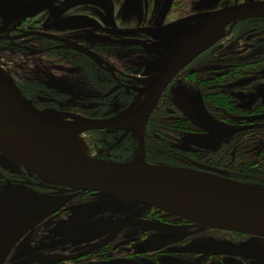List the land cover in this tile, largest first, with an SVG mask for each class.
I'll list each match as a JSON object with an SVG mask.
<instances>
[{"label":"rangeland","instance_id":"rangeland-1","mask_svg":"<svg viewBox=\"0 0 264 264\" xmlns=\"http://www.w3.org/2000/svg\"><path fill=\"white\" fill-rule=\"evenodd\" d=\"M248 1L257 0H0V71L32 107L33 103L42 107L51 103L70 114L96 117L119 114L142 98L139 92L146 85L128 84L138 91L122 95L118 101L113 95L101 96L95 87L103 89L110 79L92 65L89 56L66 45L58 46L70 51L60 47L51 54L54 44L38 40L39 36L33 37L25 30L54 31L56 35L46 33L47 38L71 40L78 47L81 42L86 43L109 57L107 62L89 50L114 74L115 69H122L136 75L143 67L141 73H148L150 62L167 40L196 19ZM242 22L240 33L236 34L240 36L246 30V41L238 40L229 31L224 39L193 57L189 61L194 59L192 65L208 60L216 63L201 66L190 78L186 77L189 74L186 71L179 74L159 96L145 132L151 139L168 140L169 152L175 157L174 161H168L174 163L171 167L204 170L240 183L264 186L242 182L255 178L245 172L200 161L235 134L248 132V137H252L264 129V111L256 117L231 111V107L226 108L230 114L215 111L206 98L209 91L198 95L195 84L199 83L195 76L198 74L199 77L220 74L221 80L231 77L234 89L246 86L247 90L235 93L227 85L214 82L209 85H214L210 94L228 92L234 102L243 106L242 110L252 105L264 106V101H254L257 90L252 91L264 89V21ZM159 24L167 35L158 31ZM17 26L21 31L16 30ZM3 33L9 38H3ZM16 33L22 34V39L17 41ZM44 46L49 50L42 51ZM210 46L214 47L201 54ZM47 56L53 57V61ZM226 61L242 63L240 72L248 71L246 76L224 75L229 69L222 64ZM173 119L187 120L193 129H173L166 123ZM82 132L81 140L89 158L120 164L136 155L137 144L134 148L126 147L124 130ZM133 134L130 133L136 140ZM260 141L253 145L263 144ZM145 155L149 163L164 165L151 162L149 152ZM258 158L264 161V155ZM4 173L15 175L22 171L0 153V264H264V237L190 226L174 215L176 218L162 221L154 213L148 214L157 208L139 201L87 190L55 193L48 189L46 180L36 179L40 183L29 182L28 187L3 181ZM119 246L130 251H116Z\"/></svg>","mask_w":264,"mask_h":264},{"label":"water","instance_id":"water-1","mask_svg":"<svg viewBox=\"0 0 264 264\" xmlns=\"http://www.w3.org/2000/svg\"><path fill=\"white\" fill-rule=\"evenodd\" d=\"M248 17H264V0L226 6L183 28L150 62L148 74L156 72V79L143 107L129 117L88 119L52 109L39 111L0 74V153L39 178L74 191L135 200L206 227L264 237V186L240 183L204 170L164 165L147 170L106 166L102 164L106 162L58 150L57 136L64 133L65 126L49 118H75L83 130L119 129L134 133L136 155L127 162L139 158V164L147 165L144 132L148 118L175 74L202 51L184 61L187 39L217 21H222L226 29Z\"/></svg>","mask_w":264,"mask_h":264},{"label":"flooded vegetation","instance_id":"flooded-vegetation-1","mask_svg":"<svg viewBox=\"0 0 264 264\" xmlns=\"http://www.w3.org/2000/svg\"><path fill=\"white\" fill-rule=\"evenodd\" d=\"M239 4V3H238ZM249 21H254V20H257V21H264V17H248L247 18ZM247 19H243V20H247ZM243 20H239L238 22H236L234 25H228L227 27H226V32H229V34H231L233 37H236L237 39L239 38V39H241V40H245V38L244 37H246V35H247V33L248 32H246V30L245 31H243V33L242 34H240V36L239 35H237L236 33H240V27L239 26H241V23H243L242 21ZM194 22V21H193ZM192 22V23H193ZM9 26H10V23H7ZM244 24V23H243ZM10 28V27H9ZM15 28H17L16 30L17 31H21V30H19V27L17 26V27H15ZM10 29H12V28H10ZM157 29H158V31L161 33V32H163V34L164 35H167L166 34V30L163 28V26L161 25V24H159L158 26H157ZM239 29V30H238ZM23 31V30H22ZM25 31H27V32H29V33H31L32 34V36L34 37H38V38H36V39H38V40H42V41H46V42H50V43H52V44H54V46H53V50L52 51H50V53L51 54H55L56 52H55V50H57V49H59L60 47L62 48V49H66V50H69V49H71V50H73L74 52H75V50L76 51H80V52H82V54L84 53V54H86L87 56H89V58H90V60H91V63H92V65H94L95 67H97L98 68V70H100V71H103L104 72V74L106 73L107 75H108V77H109V79H110V81H109V83H106V84H104V86H103V89H101V87H95V88H97V91H99V94L101 95V96H106V98H108V97H111L112 95H113V97L118 101L119 99H122V95H128L129 93L130 94H134L135 92H137L138 90H136V87H134V86H132V85H128V84H130V83H134V82H137V83H141L143 86L145 85L144 83H142L140 80V78H142V77H145V76H148V75H150V74H148L147 72L146 73H141V72H143V68L141 69V68H139L137 71H138V74H136V75H130L129 73H124V72H122V69L120 70V69H115L116 70V73L117 74H114L113 72H111V70H110V68L106 65V63L105 62H103L102 61V63H99L98 61H95V59L91 56V54L93 55V53H95L96 55H98L101 59H104L105 61H107V62H110V59H109V57L108 56H103V54H102V52L101 51H99V50H97L95 47H92L91 48V46H88L86 43H80V47H78L79 49H77V48H74V47H72V46H70V45H72V44H74V43H72V42H70V41H67L66 42V40H56V39H54L53 37H52V39H50V38H47L48 36H46L47 34L46 33H48V34H50V35H52V36H55L56 34H53V32H51V33H49V32H45V31H38V30H25ZM239 31V32H238ZM180 32V31H179ZM178 32V33H179ZM21 33V32H20ZM55 33H57V32H55ZM178 33H176V34H178ZM16 34H18V33H16ZM57 34H59L60 35V37L61 36H63V37H61V38H66V36H64L63 34H60V33H57ZM175 34V35H176ZM3 35V38H9V36L5 33H3L2 34ZM175 35H173V36H171L170 37V39H172ZM18 36H19V38H17V41L18 40H20V39H22V38H20V37H22V34H18ZM170 39H168L167 40V42L170 40ZM224 39V38H223ZM238 39V40H239ZM246 41V40H245ZM219 43H221V41L219 42ZM58 45H66L69 49H67V48H65V47H62V46H58ZM75 45V44H74ZM98 47H100V46H98ZM212 47H214V46H210V47H208L206 50H204L201 54H204V53H207V51H209L210 49H212ZM49 50V49H47L46 48V46H44L43 48H42V51H44V50ZM163 49V48H162ZM162 49L160 50V52L162 51ZM92 51L93 53H91L90 51ZM70 51V50H69ZM90 52V53H89ZM160 52L158 53V55L160 54ZM96 55H94L95 57H97V60H98V56H96ZM158 55L156 56V58L158 57ZM156 58H154L153 60H155ZM47 59H52V61H53V57H48L47 56ZM152 60V61H153ZM194 60V59H193ZM192 60V61H193ZM151 61V62H152ZM192 61H191V63H192ZM56 63V62H55ZM190 62L189 63H187L183 68H181L176 74H175V76L171 79V81L167 84V86L168 85H170L172 82H173V80L179 75V74H184L185 72L184 71H186V73H189V74H187V78H190V76L191 75H193L194 74V72L196 71V70H198V69H200V67L201 68H203V67H207L208 65H214V63H216V62H214L213 60H208V61H206V62H203V63H194L193 65L191 64ZM209 63V64H208ZM102 64V65H101ZM223 65H225V67H228L229 69H226V73L224 74V75H228L227 73H229V74H231V76L233 77V76H239V77H243V76H246V74H247V72L248 71H246V72H240L241 70H242V68H240V67H242V63H238V62H229V61H226V62H224V63H222ZM108 67V68H107ZM199 67V68H198ZM102 70H101V69ZM117 68H119V66H117ZM237 72V73H236ZM193 73V74H192ZM249 74V73H248ZM184 76V75H183ZM196 76V78H198L199 79V74L198 75H195ZM185 77V76H184ZM213 77H220V74L219 75H214ZM223 76H221V78H222ZM195 78V79H196ZM231 77H229V79H226L225 78V80H223L225 83H228V84H225V83H222L223 85H227L226 87H228L227 89H232L231 90V92H240V93H242L241 91H245V90H247V87L246 86H244V87H242L241 89L240 88H237V87H235V89H234V86H232V83L234 82V80H231L230 79ZM186 80V79H185ZM193 81H195V80H193ZM199 82V81H198ZM132 83V84H133ZM195 84L197 85V89H198V95L199 94H203V93H205L204 91H206V90H208V91H210L211 92V88L213 89V86H207L206 87V90H204V88L202 89V87H200V83H196V81H195ZM217 84H220V83H217ZM167 86L164 88V90H163V92L165 91V89L167 88ZM145 87V86H144ZM226 89V90H227ZM236 90V91H235ZM253 90H257V95H256V98H254V101L256 100V102H258V101H264V89H263V91H261V89L260 88H258V89H254V88H252V91ZM207 91V92H208ZM162 92V93H163ZM260 92H261V94H260ZM140 93V92H139ZM161 93V94H162ZM209 93V92H208ZM245 93H248L247 91L245 92ZM160 94V95H161ZM219 94V93H218ZM227 94H229L228 92H227ZM205 95V94H204ZM121 97V98H120ZM247 97V96H246ZM35 100H38V99H35ZM247 101H248V99H247ZM251 102L252 101H249L248 103H250L251 104ZM42 104V103H41ZM47 105H49V106H40V105H38L37 103H33V106L35 107V109H37V110H39V111H44V110H49V109H52V110H56V111H58V112H61V113H65V114H70V113H68V112H66L65 110H61V109H58L56 106H51L50 104L51 103H46ZM236 105L240 108V109H242L243 108V106H241V105H239V103H237L236 102ZM253 106L254 105H252V106H250V107H252L253 108ZM249 107V108H250ZM251 108V109H252ZM262 113V110L260 111V112H257L255 115H250V116H259L260 114ZM71 114L72 115H75V116H81V117H84V118H88V119H106V118H110V117H114V116H116V115H118V114H115V115H111V116H107V117H96V116H88V115H83V114H79V113H75V112H71ZM247 116H249V115H247ZM64 120H66V119H64ZM67 120H70V118H67ZM260 123H261V120H260ZM261 127V126H260ZM90 130H92V129H90ZM98 130H100V131H107V132H111V133H114V132H119V129H98ZM146 130V129H145ZM261 130H263V129H261ZM121 131H123V130H121ZM125 131L123 132V134H124V136H126L127 137V140H135L134 138H132L131 137V135H130V133H127L126 135H125ZM122 133H120L119 135H123ZM125 137V138H126ZM145 137H146V132H144V140H145ZM124 140V139H123ZM135 142H136V144H137V140H135ZM145 152H146V149H145ZM20 167V170L22 171V174H15V175H13V174H10V175H7V174H3V175H5V176H3V181H5V182H9V183H13V184H22V185H26V186H28V187H30V183L29 182H31V183H40L38 180H41V181H44L43 179H41V178H39L38 176H36V175H34V174H27V173H29V172H27V170H25L24 168H22L21 166H19ZM36 179H38V180H36ZM48 183L49 184V187H48V189L49 190H51L52 192H55V193H58L59 191L58 190H63L64 192H66V193H70V192H78V191H74V190H71L70 188H68V187H65V186H62V185H59V184H56V183H52V182H49V181H45V183ZM80 193H82V191L80 192ZM153 209H155V208H153ZM154 213V217L156 218V219H160V220H162V221H168V220H170V219H172V218H176V217H174V216H172V215H168V214H165V213H162V211H159V210H157V209H155L154 211H152V212H149L148 214H153ZM148 218V217H147ZM178 220H181L183 223H185V224H187V225H190V226H197V227H206V226H203V225H200V224H197V223H193V222H191V221H188V220H185V219H179L178 218ZM126 247H122V246H119L117 249H116V251L117 250H119V252H121V253H123V252H125L124 250H126V251H130V250H127V249H125ZM131 249H133V248H131ZM102 251V250H101ZM113 251H115V250H113ZM92 255V254H91ZM96 254H94V256H95ZM93 256V255H92Z\"/></svg>","mask_w":264,"mask_h":264},{"label":"trees","instance_id":"trees-1","mask_svg":"<svg viewBox=\"0 0 264 264\" xmlns=\"http://www.w3.org/2000/svg\"><path fill=\"white\" fill-rule=\"evenodd\" d=\"M198 81L202 89L204 88V86L212 85L214 82L221 84L225 83L223 80H221V77L217 78L213 76L210 77L200 76ZM204 90H206V88ZM207 91L208 90L204 92ZM210 93L211 92L209 91L206 98L209 101L208 103L212 106L211 109L213 108V110L215 111L221 110V113H228V114H230L231 111L234 112L239 111L242 114H246L249 116L255 115L257 112H260L261 110L264 111V106L262 104L254 105L253 108L250 107L248 109L242 110L236 105V102L233 101L231 96H229L228 94L224 95V93H222L221 90L218 92L219 94L218 93L210 94ZM214 102H217L218 104ZM226 108H230L231 111L227 110ZM256 121L258 122L259 120ZM161 123L163 122L161 121ZM166 123L168 124L169 127H172L173 129L189 130L190 128L193 127L192 125H190L189 122H187V120L184 122V120L182 119H173ZM148 140H150L149 144H148ZM260 140H262L263 144L258 143L253 145V143L261 142ZM124 141L125 142L127 141L126 142L127 148L130 147L134 148L136 146L135 140H127L126 137L124 138ZM168 143L169 142L167 139L166 141L161 142L160 138L151 139L146 135L145 149L146 152H149V155H151L153 159L151 160V162L154 161V163H156V161H158L159 163L161 162L164 165L165 164L168 166L174 165V163L168 162L175 160V157L172 155V153L170 154L169 152L171 151V148L170 145L168 146ZM250 147L251 149H249ZM173 151L174 150H172V152ZM260 155H264V129L263 131H258V133L252 137H248V132L237 133L231 138L230 141L221 143V145L217 149L203 155V157L200 158V161L207 165L223 167L224 169H228L229 167H231L236 171L245 172L249 175H252L255 178H253L251 181L242 180V182L264 185V161L263 162L260 161V159L258 158ZM153 157L157 158V160L154 159ZM147 160L150 162L149 158H147ZM180 165L185 166L183 164ZM234 179L240 180L238 178H234Z\"/></svg>","mask_w":264,"mask_h":264},{"label":"bare ground","instance_id":"bare-ground-1","mask_svg":"<svg viewBox=\"0 0 264 264\" xmlns=\"http://www.w3.org/2000/svg\"><path fill=\"white\" fill-rule=\"evenodd\" d=\"M226 34V30L224 27V23L222 21H217L215 23L209 24L205 26L203 29L199 30L198 32L194 33L192 36H190L187 41L185 42V45L183 47V56L182 58L184 61H186L188 58H190L193 54L198 53L200 50H203L207 46L215 43L216 41L221 40ZM74 48L79 49L76 45L72 44L70 45ZM90 53V52H89ZM91 56L97 60V57L94 56V54ZM0 74L2 77L5 79V81L13 86L11 82L9 81L8 77L5 76L1 71ZM141 82L144 83L146 86L144 90L141 92V99L135 103V105H131L129 109L120 112L117 117L118 118H124V117H129L134 114H136L145 104L146 100L149 97L151 86L153 85L155 79H156V72L153 74H150L148 76L140 78ZM14 87V86H13ZM49 118L58 121L62 124H64V133L57 136V147L58 150L69 153V154H74L77 156H82L88 158L85 154V149L86 145L84 142L81 140V135L83 132V125L79 124L75 118L72 120H63L60 116L58 115H49ZM145 161L147 165H141L139 164V158L135 159L132 162H127L124 163L123 165H115V164H109V163H102L103 165L106 166H117V167H122V168H130V167H138L142 168L143 170L147 169H153L156 168V164H151L145 157Z\"/></svg>","mask_w":264,"mask_h":264}]
</instances>
